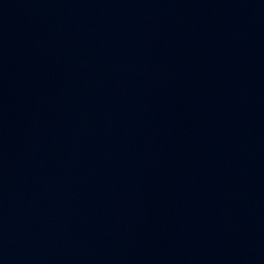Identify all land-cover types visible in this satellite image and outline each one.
<instances>
[{"label": "water", "instance_id": "water-1", "mask_svg": "<svg viewBox=\"0 0 264 264\" xmlns=\"http://www.w3.org/2000/svg\"><path fill=\"white\" fill-rule=\"evenodd\" d=\"M264 124V0H0V154Z\"/></svg>", "mask_w": 264, "mask_h": 264}]
</instances>
